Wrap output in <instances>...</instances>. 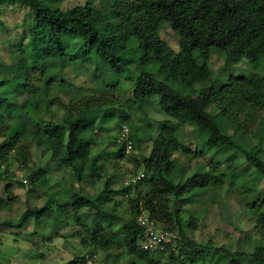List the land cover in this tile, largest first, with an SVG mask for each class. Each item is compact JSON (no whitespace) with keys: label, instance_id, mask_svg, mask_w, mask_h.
<instances>
[{"label":"rangeland","instance_id":"rangeland-1","mask_svg":"<svg viewBox=\"0 0 264 264\" xmlns=\"http://www.w3.org/2000/svg\"><path fill=\"white\" fill-rule=\"evenodd\" d=\"M87 1L92 0H50L49 5L67 11ZM93 1L101 22L111 25L106 20L108 12L104 4L100 0ZM32 21L33 12L28 6L0 4V145L7 144L12 131H17L16 147L6 159L0 160V200L3 201L0 264H70L80 258L93 264H149L114 243L112 233L119 235L123 222L131 217L129 197L111 196L112 201L105 206L110 216L99 220L103 233L108 235L101 239V233L94 240L89 237V231L93 229L95 211L79 209L74 197L81 191L94 197L103 191L108 180L113 191L120 190L126 179L142 175L141 158L149 155L151 138L163 124L175 131L177 139L172 156L174 167L167 177L174 183H183L200 172L214 179L203 193L177 201L171 196L167 199L169 211L181 214L185 237L209 248L206 261L198 264H227L229 258L220 249L252 253L264 246V177L247 163L244 154H255L264 162V98L262 106L253 109L235 104L225 116L216 104L208 108L222 133L233 139L241 150L210 148L193 123L177 124L161 112L157 97L134 99L135 80L143 70L155 74L158 80L165 76L157 74L155 64L138 68L135 46L129 48L127 57L131 62L123 73L107 69L101 61L96 63V58L91 63L66 64L52 76L39 71L42 60H38L36 70H32L29 33ZM158 35L170 52L179 53V38L167 25L159 28ZM75 50L74 44L65 52L72 55ZM224 65V56L213 52L208 61L209 76L202 83L193 84L191 94L209 87L215 80L223 82L230 77L257 79L264 84V62L252 65L242 61L228 69ZM25 70L28 88L19 93L14 78L23 80ZM50 77L51 82L45 86ZM170 86L187 92L177 81H172ZM25 102L20 110L19 105L22 107ZM82 113L89 121L82 135L89 143V152L77 162L82 175L80 183L62 163L59 141L48 140L44 131L46 124L67 127L69 121ZM125 125L141 145L131 156L116 158L117 137ZM260 139L263 140L261 145L258 144ZM93 160L95 170L90 171ZM37 170L45 173L41 180L33 183L29 176ZM142 178L141 193H145L148 179ZM46 204L45 215L28 218L19 225L26 210L41 209ZM159 226L166 231L169 229L162 223ZM177 232L175 227L170 229L172 248L161 258L151 255L153 264H189L185 257L190 250L178 242ZM105 243L109 245L107 249L102 248ZM237 261L264 264V260L249 256Z\"/></svg>","mask_w":264,"mask_h":264},{"label":"trees","instance_id":"trees-1","mask_svg":"<svg viewBox=\"0 0 264 264\" xmlns=\"http://www.w3.org/2000/svg\"><path fill=\"white\" fill-rule=\"evenodd\" d=\"M49 1L0 0V4L20 3L33 12L29 30L32 70H36L35 63L42 60L39 71L43 75L51 73L52 76L66 64L91 63L96 58V63L101 61L107 69L123 73L127 72V64L131 62L127 57L129 48L135 46L138 51L135 64L138 68L155 64L157 74L165 75L163 80H158L155 74L145 70L139 73L132 90L136 101L157 97L161 112L177 124L193 123L198 132L205 136L206 146L241 150L233 139L222 133L208 108L216 104L225 116L229 107L235 104L249 109L262 106L264 84L257 79L230 77L223 82L215 80L209 87L200 89L194 95L191 90L193 84L202 83L209 76L208 61L213 52L224 56L226 69L242 61L252 65L264 62V0H100L105 6L104 10L108 12L106 20L111 23L109 26L101 22L102 18L93 0L67 11L51 7ZM162 25H167L178 36V54L170 52L159 39L158 30ZM74 44L75 52L67 55L65 51ZM45 61L50 63L46 64ZM27 74L25 70L23 80L14 78L19 93L26 92L28 88ZM51 78L46 80L45 86L51 82ZM172 81H177L187 92L182 93L171 87ZM25 104L26 102L22 107L19 105L20 110H23ZM88 124L89 121L82 113L69 121L67 127L46 124L44 131L48 140L59 141L63 153L61 161L72 170L80 183L82 175L77 162L89 152V143L82 138ZM131 138L135 149H139L141 141H136L132 134ZM16 139L17 131L14 130L7 144L0 145V160L6 159L16 147ZM261 141L263 140H259V145ZM151 142L149 155L141 158L142 176L148 179V192L141 193L143 178L135 186H122L116 191L111 189V182L108 180L103 191L96 196L90 197L81 191L74 197V203L79 209L95 211L89 237L94 240L102 233L100 238L106 239L108 234L103 233L99 220H106L110 216L105 206L112 201L111 196L121 195L129 197L131 217L123 222L119 235L112 233L118 247L124 246L130 255L149 264L154 263L150 259L151 255L161 258L171 250L170 242L162 251L157 252H149L140 247L143 229L138 226L136 219L144 212L157 224L169 227V232L171 228H177L178 242L190 250L185 257L189 264L205 262L209 248L201 247L185 237L181 214L179 211H169L167 199L171 196L177 201L203 193L214 179L195 172L183 183H174L167 175L174 167L172 156L177 148L175 131L163 124L157 135L151 138ZM116 145V158H124V147ZM244 154L247 163L264 177V162L255 154ZM89 170H95L94 160ZM43 173L44 170L32 172L29 179L35 183L42 179ZM133 189L137 192L134 193ZM2 202L0 200V206ZM47 206L26 210L19 225L28 218L36 219L45 215ZM262 223L264 224V217ZM2 228L3 224H0V230ZM107 245L105 243L102 248L107 249ZM220 251L228 256L227 264H239L237 258L246 256L258 261L264 260V246L252 253H232L226 249ZM80 262H85V259H76L70 264Z\"/></svg>","mask_w":264,"mask_h":264},{"label":"built area","instance_id":"built-area-1","mask_svg":"<svg viewBox=\"0 0 264 264\" xmlns=\"http://www.w3.org/2000/svg\"><path fill=\"white\" fill-rule=\"evenodd\" d=\"M117 143L124 147V155L131 156L135 152L134 142L131 138V129L123 126L117 137ZM142 175H135L123 182V187L135 186L141 180ZM136 222L143 229L140 247L149 252L162 251L167 243L170 242V233L164 230L155 222V220L147 213H141ZM78 264H93L88 259Z\"/></svg>","mask_w":264,"mask_h":264}]
</instances>
